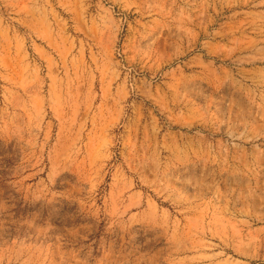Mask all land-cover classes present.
Returning a JSON list of instances; mask_svg holds the SVG:
<instances>
[{
	"label": "rangeland",
	"instance_id": "1",
	"mask_svg": "<svg viewBox=\"0 0 264 264\" xmlns=\"http://www.w3.org/2000/svg\"><path fill=\"white\" fill-rule=\"evenodd\" d=\"M264 264V0H0V264Z\"/></svg>",
	"mask_w": 264,
	"mask_h": 264
},
{
	"label": "crops",
	"instance_id": "2",
	"mask_svg": "<svg viewBox=\"0 0 264 264\" xmlns=\"http://www.w3.org/2000/svg\"><path fill=\"white\" fill-rule=\"evenodd\" d=\"M219 255L216 253H206L197 257L195 263L192 264H250V262L243 256H233L228 259L218 260ZM169 264H188L187 260L181 259L180 261H169Z\"/></svg>",
	"mask_w": 264,
	"mask_h": 264
}]
</instances>
